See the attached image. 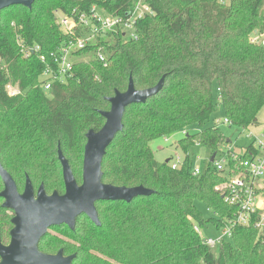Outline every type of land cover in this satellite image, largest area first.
<instances>
[{
	"label": "trees",
	"instance_id": "16d2710c",
	"mask_svg": "<svg viewBox=\"0 0 264 264\" xmlns=\"http://www.w3.org/2000/svg\"><path fill=\"white\" fill-rule=\"evenodd\" d=\"M137 1L34 0L32 8L16 5L0 14V163L19 193L29 177L35 193L43 184L47 195L64 194L59 150L81 185L87 133L101 131L109 98L127 91L130 79L137 90L165 80L146 103L127 107L123 130L102 164L103 183L154 193L129 203L98 202L101 226L80 216L74 231L62 225L49 232L40 251L61 249L73 256L72 264H264V236L252 227L235 228L217 256L194 230L195 225L220 228L237 210L215 190L224 177L212 162L199 177L192 175L190 150L199 144L213 155L225 140L221 129L185 135L177 143L186 154L178 170L156 160L151 148L158 138L202 127L219 104L233 126L245 130L257 122L264 108V47L249 38L264 30V0H143L154 14L137 23V39L101 37L76 53L92 59L75 63L68 81L44 89L46 61L69 39L56 13L77 18L100 6L126 15ZM37 46L36 53L23 52ZM100 51L106 64L98 59ZM9 85L17 95L9 96ZM3 203L0 196V239L7 245L15 214ZM197 203L216 217H205Z\"/></svg>",
	"mask_w": 264,
	"mask_h": 264
},
{
	"label": "water",
	"instance_id": "95a60500",
	"mask_svg": "<svg viewBox=\"0 0 264 264\" xmlns=\"http://www.w3.org/2000/svg\"><path fill=\"white\" fill-rule=\"evenodd\" d=\"M33 1L0 0V14L16 5L32 8ZM129 81L127 91H117L115 96L109 98L111 108L101 113L106 118L101 131L90 130L87 133L81 185L78 184L70 163L61 150L58 158L63 168L64 194L53 192L47 195L43 184L35 193L29 177H26L25 189L21 194L12 176L0 163V177L4 183V190L0 193L4 199L3 207L15 212L10 245L2 244L0 239V264H72L73 256L64 257L61 251L58 255L39 251L40 241L51 228L65 225L74 231L77 218L83 215L95 225L101 226L95 206L98 202L129 203L136 197L150 196L154 193L143 186L119 188L103 183V158L118 133L123 130L125 110L134 103H146L151 96L163 88L165 83L162 78L154 87L137 90L134 81L132 79ZM214 159L212 156V162Z\"/></svg>",
	"mask_w": 264,
	"mask_h": 264
},
{
	"label": "built area",
	"instance_id": "2783aa9c",
	"mask_svg": "<svg viewBox=\"0 0 264 264\" xmlns=\"http://www.w3.org/2000/svg\"><path fill=\"white\" fill-rule=\"evenodd\" d=\"M153 9L138 0L130 12L126 15H112L100 6H94L90 13H83L77 18L57 14L63 32L69 39L57 49L49 61H46V69L42 80L45 91H50L55 82H66L73 75L74 62L72 58L79 51H83L87 46L96 43L101 37L110 34H122L124 41L137 39V23L153 15ZM249 42L255 46L264 47V30H257L250 35ZM36 48L24 49L26 56L36 53ZM98 59L106 64V55L100 51ZM42 60L45 62L44 57ZM9 96L17 95L18 91L12 85L7 87ZM225 124L232 123L225 119ZM187 135V131L184 130ZM253 137V135H252ZM167 140V139H166ZM255 144L246 149L243 155L246 159L240 160L232 150V142L226 146V150L221 148L225 140L221 143L217 151L213 154L214 167L224 177V181L215 186V190L222 196L228 206H235L237 210L232 217L226 220L225 225L218 228L214 226L219 236L216 238L201 237L203 244L211 250L222 246L226 240H232L233 230L237 227L256 229L259 235L264 236V131L259 137L254 138ZM211 154V157L213 156ZM217 155L220 159L216 158ZM176 156L169 159V164L173 170L183 167L185 162ZM203 170L193 166L192 175L199 177ZM195 231L200 233L201 227L195 226Z\"/></svg>",
	"mask_w": 264,
	"mask_h": 264
},
{
	"label": "rangeland",
	"instance_id": "374dc122",
	"mask_svg": "<svg viewBox=\"0 0 264 264\" xmlns=\"http://www.w3.org/2000/svg\"><path fill=\"white\" fill-rule=\"evenodd\" d=\"M223 3L228 4L230 0H221ZM58 14V13H56ZM92 59L91 55H85V56H77V54L72 58V61L74 63L77 62H83L88 61ZM217 82L214 83V92L215 95H217ZM219 127L225 137V143L221 146L223 150H226V146L230 145L232 142V150L237 156H243L246 152V149L249 148L252 144H255L254 138L259 137L261 133L264 131V108L262 109L260 115L258 116L257 122L251 125L249 129H241L237 126L233 125H227L225 124V110L223 109L222 105L219 104L216 112L213 113L210 120L206 121L205 124L200 127L199 125L190 126L187 129H182V131H179L177 133H172L167 135L163 138H158L151 142V148L154 151V155L156 160H158L161 163L167 162V159H170L171 157H180L181 159L184 158L186 155L183 150H181L177 143L182 140L183 137H185L184 130L187 131L190 135H195L202 129L211 128V127ZM253 135V137H252ZM167 139V140H166ZM211 151L207 149L203 145H196L194 146L190 152L189 155L194 161L195 167H200L203 171L206 169L208 162L212 159L211 157ZM215 156V155H213ZM218 159H220V156L217 155ZM197 206L201 208L203 213L205 214V217L211 218L216 217V213H214L212 210L205 207L202 203H197ZM213 224H208L204 227H201V231L199 233V237H211L216 238L219 236V233L217 229L212 226ZM199 226V225H195ZM194 226V227H195ZM195 230V228H194ZM198 234V233H197ZM226 242H231L230 240H226ZM220 246H217V248L212 250V253L216 256L218 255Z\"/></svg>",
	"mask_w": 264,
	"mask_h": 264
},
{
	"label": "flooded vegetation",
	"instance_id": "af4514ba",
	"mask_svg": "<svg viewBox=\"0 0 264 264\" xmlns=\"http://www.w3.org/2000/svg\"><path fill=\"white\" fill-rule=\"evenodd\" d=\"M21 194H22V193H21ZM10 210H11V209H10ZM14 214H15V212H14ZM14 216H15V215H14ZM11 222H12V220H11ZM12 225H13V224H12ZM61 226H62V225H61ZM58 227H60V226H58ZM58 227H53V228H51V229L49 230V232H52L53 229L58 228ZM13 229H14V227L12 228V230H13ZM12 230H11V231H12ZM11 231H10V240H11ZM49 232H48V233H49ZM48 233H47V234H48ZM44 238H45V236L42 238V240H43ZM42 240L40 241V244H41ZM7 245H10V241H9V244H7ZM39 251H40V245H39ZM60 251L62 252V255H63L64 257H71V256H65L64 253H63V250H61V249H59L58 252H57L56 254H49V255H58V253H59ZM40 252H41V251H40ZM41 253H42V252H41ZM43 253H44V252H43ZM45 254H46V253H45ZM0 261H1V260H0Z\"/></svg>",
	"mask_w": 264,
	"mask_h": 264
}]
</instances>
